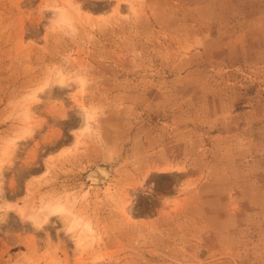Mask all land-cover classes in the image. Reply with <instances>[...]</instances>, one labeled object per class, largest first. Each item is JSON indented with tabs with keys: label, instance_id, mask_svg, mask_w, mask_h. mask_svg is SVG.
I'll list each match as a JSON object with an SVG mask.
<instances>
[{
	"label": "rangeland",
	"instance_id": "rangeland-1",
	"mask_svg": "<svg viewBox=\"0 0 264 264\" xmlns=\"http://www.w3.org/2000/svg\"><path fill=\"white\" fill-rule=\"evenodd\" d=\"M0 166V264H264V0H0Z\"/></svg>",
	"mask_w": 264,
	"mask_h": 264
},
{
	"label": "bare ground",
	"instance_id": "bare-ground-1",
	"mask_svg": "<svg viewBox=\"0 0 264 264\" xmlns=\"http://www.w3.org/2000/svg\"><path fill=\"white\" fill-rule=\"evenodd\" d=\"M66 10V9H64ZM67 12V10H66ZM65 11H63L62 9L56 13L55 16V20L53 23L57 24H64L66 22H68L69 20H71L70 18H68L69 16ZM70 22V21H69ZM68 24V23H67ZM83 83L82 81H79V83ZM59 84L64 85V80H60ZM44 87H42L41 90H43ZM38 95L34 94L32 100L37 101L38 99ZM29 110V109H28ZM31 111V110H30ZM30 112L28 111L26 113V116L28 118H30L31 116L29 114ZM83 116H84V121H83V125L82 128L80 130H82L81 132H85V131H89L90 129V121L93 119V116L90 114L88 109H84L83 112ZM31 119V118H30ZM30 122V121H29ZM31 129V128H30ZM30 130L27 129V134L30 135ZM25 138V137H24ZM80 137H76V141L78 142V139ZM76 143V142H75ZM15 146V143H12L11 147H7L2 155V161L4 162L5 159L9 156V154H11V151L13 149V147ZM2 162V163H3ZM3 175V169L2 166H0V178ZM89 179L97 185L100 184H105L108 179L110 178V173L109 171L104 168V167H95L93 168L90 173L88 174ZM0 191H1V184H0ZM68 204L62 203V202H57L55 204H51L48 205L46 207H44L42 209V211L38 214H30V219L33 222V224H35L38 227H43L44 224L48 223V221L52 218V217H58L59 219L62 220L65 228H66V232L68 233V235H72V237H75V235L78 233V231L80 230V233L77 237V242H76V246L80 251H85V249L87 248V242L90 239V237L93 235V228L92 225L90 224V222L88 221H84V218H80L74 211L72 208H70L71 206H67ZM20 213L21 210H20ZM24 214V212H23ZM29 218V217H28ZM92 238V237H91ZM90 243V242H89Z\"/></svg>",
	"mask_w": 264,
	"mask_h": 264
}]
</instances>
